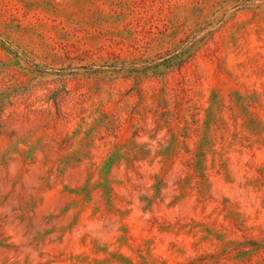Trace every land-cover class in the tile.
Segmentation results:
<instances>
[{
	"label": "rangeland",
	"instance_id": "rangeland-1",
	"mask_svg": "<svg viewBox=\"0 0 264 264\" xmlns=\"http://www.w3.org/2000/svg\"><path fill=\"white\" fill-rule=\"evenodd\" d=\"M0 264H264V0H0Z\"/></svg>",
	"mask_w": 264,
	"mask_h": 264
}]
</instances>
